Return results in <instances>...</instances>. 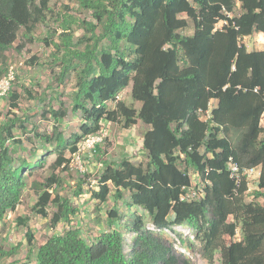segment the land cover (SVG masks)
Instances as JSON below:
<instances>
[{
  "label": "trees",
  "instance_id": "16d2710c",
  "mask_svg": "<svg viewBox=\"0 0 264 264\" xmlns=\"http://www.w3.org/2000/svg\"><path fill=\"white\" fill-rule=\"evenodd\" d=\"M68 1L85 16L56 18L60 32L50 64L55 87L74 79L69 112L81 119L80 136L64 137L59 125L68 112L62 103L41 113L56 124L49 136L34 125L28 129V117L12 113L19 94H7L9 110L0 124V222L20 205L25 176L54 153L50 175L30 183L38 194L32 211L47 218L52 206L51 229L60 222L69 225L78 208L59 195L62 180L55 174L69 169L65 152L76 154L79 140L98 133L102 121L124 129L140 122L148 127L142 136L145 163L103 162L98 190L90 194L100 205L111 187L115 202L126 192V213L112 207L106 230L92 240L82 239L70 226L49 237L36 249V264H176L163 234L183 227L197 244L182 241V246L194 249L205 264H213L216 253L220 264H264V204L258 202L264 201V50H248L242 42L264 35V0ZM50 13L48 0H0V80L8 70L1 63L6 52L13 48L20 53L26 43L35 42V26L45 24L53 17ZM189 20L193 33L184 35ZM74 26L82 30L80 36ZM20 32L23 41L14 47ZM36 61L32 57L29 64ZM129 84L132 101L140 104L137 109L118 100ZM45 99L43 94L38 102ZM16 129L25 134L33 154L41 150L34 163L14 159L10 144H23L14 136ZM230 159L240 168L239 179L231 177ZM254 167L260 168L257 190L246 201L248 181L241 173ZM87 176L79 177L75 196L84 194ZM199 183L201 199L180 200ZM27 222L26 217L16 218L18 227ZM127 232L134 235L128 255L123 241ZM25 240L32 244L29 231Z\"/></svg>",
  "mask_w": 264,
  "mask_h": 264
},
{
  "label": "rangeland",
  "instance_id": "374dc122",
  "mask_svg": "<svg viewBox=\"0 0 264 264\" xmlns=\"http://www.w3.org/2000/svg\"><path fill=\"white\" fill-rule=\"evenodd\" d=\"M48 7L53 17L45 24H37L35 26L33 33L35 42L26 43L20 53H17L13 48L8 50L1 63L13 69L14 80L11 91L17 92L20 96L17 109H13L12 113L22 118L28 117V129H31V126L34 125L39 132H45L49 136L52 127L56 124L50 117L44 118V115L41 116V113L48 108L57 110L59 103H62L66 107L68 114L60 121L59 126L65 138H74L80 136L79 126L81 123L78 115H73L69 112L70 95L75 89L74 79L70 78L60 88L55 87L56 84L53 82V73L51 72L50 54L53 51L52 44L58 42L57 34L60 32L56 18H60L64 14L84 18L85 14L79 13L75 9V4L69 3L68 0H48ZM239 11V8L236 7L234 14L237 15ZM86 20L90 19L86 18ZM221 25L222 23H218L217 27L219 28ZM73 31L75 36L82 34V30L76 26H74ZM53 32H56V34ZM181 33L184 35L193 33V25L190 20L188 27ZM21 35L22 32H20L19 39L14 47L20 41H23ZM242 42L248 50H264L263 34H254L246 37L242 39ZM32 57L36 58L37 61L31 65L29 62ZM54 71L57 72V69ZM130 88L131 84L122 90L118 95V100L124 102L127 106L137 109L140 104L132 101ZM52 90H57L60 96L58 98L55 97V93H52ZM43 94L46 95V99L38 102L39 97H43ZM211 106H213V103H211ZM113 107L114 104H109V108L112 109ZM8 110V98L6 95L0 99V124L5 122ZM261 124L264 126V115ZM147 129L148 127L140 122L130 129H124L118 123L102 121L101 130L98 133L79 140L76 154L71 155L69 152H65L64 156L70 160V164L68 171L60 169L55 171V174L62 180V186L57 189V192L59 195L68 198L78 208V213L71 219L69 225L60 222L55 229H51L48 222L49 216L54 210L52 206L48 208L47 218H42L32 211L38 194L30 188V183L33 181L41 182L47 178L52 172L51 166L55 161L54 153L46 155L44 164L36 168L31 176H25L27 187L24 190L20 205L14 212L8 213L3 221L0 222V250L5 253L4 256H0L1 264L21 262L36 264V249L49 237L61 235L70 226L78 231L82 239L92 240L106 230V214L112 207H118L119 213L121 215L125 214L126 210L123 202L128 197L126 192L123 193L122 201L115 202L114 191L111 187V193L107 201L100 205L90 197V194L98 190L96 182L100 172L103 170V162L117 164L121 160H129L134 164L145 163L146 157L142 150V136ZM14 136L23 142L22 145L10 144L11 149L15 152L14 159L21 157L34 163L38 159L36 156L41 154V150L38 149L36 155L33 154L31 144L25 140V134L18 129L14 131ZM86 140L93 142V145L90 146ZM94 147H98L100 152L94 153ZM47 148L51 149L52 146L48 145ZM81 174L88 175L82 186L84 194L75 196L76 183ZM192 182L193 184L199 182L196 176H193ZM255 190H257V179L256 177H251L248 180L246 201L252 200V192ZM258 202L264 204L262 199H259ZM24 217L28 218L26 226L18 227L16 218ZM28 231L33 236L31 245H28L25 240V233ZM236 235L239 237V230L236 231ZM133 238L134 235L130 232L124 235V252L126 255L129 253ZM236 238L235 236L234 239L236 240ZM163 239L167 245L171 246L176 264H205L201 258L194 255V249L193 251H186L185 247L182 246V241H190L194 245L197 244L188 228L173 229L170 234L164 233ZM225 240L226 242L230 241L228 237ZM214 258L213 264H220L221 257L219 253H216Z\"/></svg>",
  "mask_w": 264,
  "mask_h": 264
},
{
  "label": "built area",
  "instance_id": "2783aa9c",
  "mask_svg": "<svg viewBox=\"0 0 264 264\" xmlns=\"http://www.w3.org/2000/svg\"><path fill=\"white\" fill-rule=\"evenodd\" d=\"M14 80V73H13V69L11 67H8V70L5 74V76L0 80V99L3 98L4 96H6L12 89V83ZM201 112H199L200 114ZM208 112H207V116H208ZM92 139V138H91ZM86 142L92 146L93 142H91L90 140H86ZM228 170L230 171L231 177H234L236 179H239L240 176V168L237 165V163L233 162L231 159L228 162ZM259 171L260 168L259 167H254V168H250V169H246L244 170L241 174L246 176V180L248 181L249 178L251 177H256V179L259 176ZM256 174V175H255ZM203 185H198L197 189L195 188H190L188 189L180 198L181 201L184 202H189L191 200H198L201 199L204 196V191L202 189ZM149 229L156 231L152 226L149 227ZM176 229V228H175ZM164 232L169 233L168 231L164 230ZM237 238L236 240H238V236L235 235Z\"/></svg>",
  "mask_w": 264,
  "mask_h": 264
},
{
  "label": "crops",
  "instance_id": "0c3cea01",
  "mask_svg": "<svg viewBox=\"0 0 264 264\" xmlns=\"http://www.w3.org/2000/svg\"><path fill=\"white\" fill-rule=\"evenodd\" d=\"M214 104V102H212Z\"/></svg>",
  "mask_w": 264,
  "mask_h": 264
}]
</instances>
